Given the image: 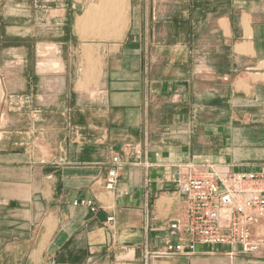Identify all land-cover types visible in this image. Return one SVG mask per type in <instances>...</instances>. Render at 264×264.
<instances>
[{
	"label": "crops",
	"instance_id": "crops-1",
	"mask_svg": "<svg viewBox=\"0 0 264 264\" xmlns=\"http://www.w3.org/2000/svg\"><path fill=\"white\" fill-rule=\"evenodd\" d=\"M10 1L0 0V264H264V251L228 244L147 257L176 240L179 165L264 170V0H129L121 37L94 43L78 23L88 0H20L19 13ZM34 9L47 21L31 22Z\"/></svg>",
	"mask_w": 264,
	"mask_h": 264
},
{
	"label": "built area",
	"instance_id": "built-area-1",
	"mask_svg": "<svg viewBox=\"0 0 264 264\" xmlns=\"http://www.w3.org/2000/svg\"><path fill=\"white\" fill-rule=\"evenodd\" d=\"M112 163L105 180L108 192L118 183L119 155ZM175 184L184 203L183 214L168 224L176 240L147 253L148 258L191 256L199 243L240 245L243 254L264 251V170L226 174L188 163L177 167ZM81 203L97 210L90 200Z\"/></svg>",
	"mask_w": 264,
	"mask_h": 264
},
{
	"label": "bare ground",
	"instance_id": "bare-ground-1",
	"mask_svg": "<svg viewBox=\"0 0 264 264\" xmlns=\"http://www.w3.org/2000/svg\"><path fill=\"white\" fill-rule=\"evenodd\" d=\"M127 1L128 0H99V3L97 2L98 7L90 9L87 21L90 22L91 25L92 23L98 24L97 27H99L100 33L109 27H120L124 29L126 26L125 15L127 13ZM88 25L86 26L88 27ZM121 35L122 33L118 34L117 37H121Z\"/></svg>",
	"mask_w": 264,
	"mask_h": 264
},
{
	"label": "rangeland",
	"instance_id": "rangeland-1",
	"mask_svg": "<svg viewBox=\"0 0 264 264\" xmlns=\"http://www.w3.org/2000/svg\"><path fill=\"white\" fill-rule=\"evenodd\" d=\"M15 2H20V0H11L10 1V5H11V10L13 11V13H19L20 11L18 10L19 8H16V7H13L14 4H16ZM99 3V0H88V3H87V6H86V11L85 13L79 17L78 19V23H79V26L81 28V32H83V28H86L88 30H90V35H89V38L92 39L93 43L94 42H99V41H108V42H112L114 40H117V35L118 34H123L124 30L126 29V27L122 30L120 27H109V28H106L104 31H101L100 33V29H98L99 27L98 24H94L87 21L88 19V14H89V11L91 8H97L98 7V3ZM22 4H26V2L22 3ZM129 0L127 1V13H126V26H127V21H128V9H129ZM28 5H31V3L29 2ZM93 6V7H92ZM16 11V12H15ZM40 17V18H44V21H47V15H46V12H42L40 13L39 15L35 14V9L34 11H32L30 14H29V19L31 20V22H35L36 21V18ZM81 21V22H80ZM88 22V23H86ZM88 25V27L86 26ZM95 25V26H94ZM115 30V31H114ZM119 30V31H118ZM117 31V32H116ZM102 58H99L98 62L100 63Z\"/></svg>",
	"mask_w": 264,
	"mask_h": 264
}]
</instances>
